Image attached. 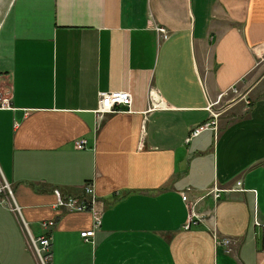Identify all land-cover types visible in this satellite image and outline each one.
Masks as SVG:
<instances>
[{"label":"crops","instance_id":"1","mask_svg":"<svg viewBox=\"0 0 264 264\" xmlns=\"http://www.w3.org/2000/svg\"><path fill=\"white\" fill-rule=\"evenodd\" d=\"M0 178V264H264V0H0ZM87 182L99 227L56 206Z\"/></svg>","mask_w":264,"mask_h":264},{"label":"built area","instance_id":"2","mask_svg":"<svg viewBox=\"0 0 264 264\" xmlns=\"http://www.w3.org/2000/svg\"><path fill=\"white\" fill-rule=\"evenodd\" d=\"M156 31L158 35L160 36V39H167L170 36V32L167 28L163 26H157ZM233 91L235 93H239V90L236 86L232 87L230 92ZM241 99H245L246 102L249 104V99L246 98L245 95H241ZM99 106L96 110V113H98L101 116H104L107 113L117 112L123 109H128L129 111L132 110L133 105V96L129 91L126 90H109V91H102L99 93ZM222 97V96H221ZM148 99H149V106L148 111H153L156 109H160L163 107H166V104L161 100L160 95L154 88L149 89L148 93ZM213 106H210L211 113L213 117L217 118L219 116V113H215L213 111ZM214 118V119H215ZM215 125V121H212L210 124H205L196 127L193 132L192 136L198 135L202 130L207 128L208 126ZM189 140V139H188ZM87 145L86 139H79L75 142V146L77 149H83ZM223 189L219 188L218 186H215L213 190H211L210 193L214 194L216 198L220 197V193ZM56 196H57V207H62L65 210H71V211H90L93 214L94 217V227H99L102 222V211L99 208V197L95 192L94 186L92 183L87 182L84 186V193L82 197L80 196H73L65 194L62 190L56 188L54 190ZM6 193L8 196L13 197V190L10 186V184L4 180L3 178H0V194ZM183 199L188 200V195L183 194ZM197 203V202H196ZM186 225V228L190 227L191 221ZM257 222V221H256ZM54 224L53 221L49 222H43L42 225L44 228H49ZM95 235V229L91 230H84L81 231V237L85 241H89L90 238L94 237ZM225 244H229V240L224 241ZM32 244L38 254V257L40 259V262L42 264H52L51 258H52V251H51V241L48 236H41L38 239L32 238Z\"/></svg>","mask_w":264,"mask_h":264},{"label":"bare ground","instance_id":"3","mask_svg":"<svg viewBox=\"0 0 264 264\" xmlns=\"http://www.w3.org/2000/svg\"><path fill=\"white\" fill-rule=\"evenodd\" d=\"M44 228V227H43ZM45 230H49V229H47V228H44ZM43 236H48L49 238H50V241H51V247H52V238H51V236L49 235V231H47ZM32 238L33 237H30V244H31V246H32V248H33V250H34V252L36 253V255L38 256V254H37V252H36V250H35V248H34V246H33V244H32ZM34 239H38V238H34Z\"/></svg>","mask_w":264,"mask_h":264},{"label":"rangeland","instance_id":"4","mask_svg":"<svg viewBox=\"0 0 264 264\" xmlns=\"http://www.w3.org/2000/svg\"><path fill=\"white\" fill-rule=\"evenodd\" d=\"M219 103V102H218ZM218 103H214V106H213V108H214V112L215 113H219V112H221V110L224 108V105L221 103V104H218ZM218 108V109H217ZM217 113V114H218ZM219 115H220V113H219ZM215 118V117H214ZM218 118V117H217ZM216 119V118H215Z\"/></svg>","mask_w":264,"mask_h":264}]
</instances>
